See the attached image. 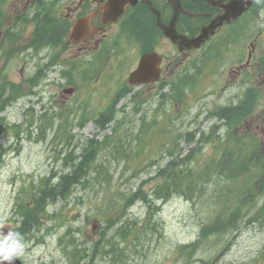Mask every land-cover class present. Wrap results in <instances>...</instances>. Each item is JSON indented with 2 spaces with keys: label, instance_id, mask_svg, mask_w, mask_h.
<instances>
[{
  "label": "rangeland",
  "instance_id": "rangeland-1",
  "mask_svg": "<svg viewBox=\"0 0 264 264\" xmlns=\"http://www.w3.org/2000/svg\"><path fill=\"white\" fill-rule=\"evenodd\" d=\"M26 1L10 0L9 11L23 8ZM166 51L169 53L168 49ZM79 54V49L69 46L61 59L63 62L80 61L83 57ZM43 56V52L31 51L15 56L8 67L10 79L19 82L31 75L46 61ZM200 67L202 70L187 81L191 88L185 89L178 102L160 98L156 90L146 91L142 110L135 113L134 101L130 100L132 92L123 97L117 104L120 108L127 103L118 113L120 121L111 123L106 130L100 129L91 118L97 116L113 96L112 82L117 86L121 83L123 70L113 75L118 80L79 78L77 82L81 86L72 93L65 89L74 85L67 84L58 71L51 70L34 88L35 93L7 107L1 114L9 126L0 132V245L20 256L26 264H73L70 252L94 249L99 237L111 243L119 241L113 251L124 262L106 255L101 246L94 264H264V223L249 221L250 215L242 218L237 229L210 235L204 243L195 245L193 251L182 250V246L197 240L202 225L212 220L210 212L216 211L215 201L221 198L213 189L226 187V179L206 184L202 196L194 201L174 196L167 202H157L156 212L150 218L147 206L141 201L125 207V196L154 176L159 167H165L170 159L167 149L176 147V139L180 138L178 150L186 151L195 146L196 143H188L183 138L184 133L196 128L208 129L212 120L207 117V111L235 102L240 95L235 86L223 88L225 61L215 68L209 64H200ZM198 83L202 84V89H197ZM263 105L264 97L256 107L257 120L250 124L264 146V116H258ZM82 107L84 110L79 112ZM69 109L75 112L69 115L67 127L73 135L67 142L68 138L58 129L65 120L60 113ZM45 114L52 117L51 123L45 124ZM84 114L86 119L80 124ZM15 125H20L19 134ZM238 134L243 136L245 132ZM105 135L110 136L109 142L99 152L94 162L96 172L87 175V184L77 185L68 199L51 202L48 206L51 216L43 219L45 223L40 230L32 231L33 241L21 242L16 234L21 219L15 211L16 202L29 199L43 176L65 171L64 155L68 152L80 155L89 139H103ZM131 136L132 140L128 141L126 137ZM216 154L213 146L208 145L199 160ZM259 175L258 172L255 181L259 180ZM155 181H148L145 187ZM242 187L243 182L236 188ZM243 195L237 192V196ZM258 199L260 201L261 197ZM107 219H114L111 228ZM123 221L137 228L121 240L117 230L119 225H124ZM186 249L188 251L183 252Z\"/></svg>",
  "mask_w": 264,
  "mask_h": 264
},
{
  "label": "trees",
  "instance_id": "trees-1",
  "mask_svg": "<svg viewBox=\"0 0 264 264\" xmlns=\"http://www.w3.org/2000/svg\"><path fill=\"white\" fill-rule=\"evenodd\" d=\"M56 14L51 10L50 3L43 0L41 3L40 15H37V27L35 28L32 37L28 40L25 48L39 50V48L45 44H58V41L63 38L68 30V23ZM43 75V68L37 70L33 76L29 78L28 84L31 87L35 86ZM7 85V82L0 83V112L4 110L7 103L11 102L14 94L20 95L21 93L20 85H10V89ZM7 89L10 90L8 95H6ZM105 113L110 114V116L102 117V126H105L112 117L114 118L116 110L112 105ZM232 113L230 107H222L220 108L218 115L220 117L228 118ZM3 126H7V124L4 122V118L0 117V130H2ZM68 138H70V135H68ZM99 144L100 142L91 140L87 147L83 149L80 156L70 159L71 165L69 171L63 172L60 175H54L55 178L58 179L56 182L52 181V176L42 179L38 186V190L36 191L38 196L36 194L33 196V201L35 200L34 204H22L23 207L21 208V214L24 217L20 228L22 234L28 232L34 226L38 227L41 224V218L43 214H46V205L49 199H54L55 195L65 198L72 192L76 184H82L86 181L88 171L89 169H92V164L97 156ZM198 146L201 147L202 142H200ZM214 147L220 152L218 162L214 158L210 159L209 162L203 166L201 172L190 167L195 151L189 150L187 154H185L184 151H179L177 149H171L168 151L171 158L165 167L158 169L156 174L157 179L154 178L156 181L151 188L152 196L155 201H167L174 195L184 196L193 200L196 197V189L202 190L203 186L209 183L208 177L211 176L210 172L212 166L216 169L215 172H217V174L215 175H218L219 172V175H226L231 178L239 177L240 173H234L232 168L236 167L238 159L242 156L243 150H247L248 144L244 142L242 138L238 137L234 130H230L227 132L224 139H219V141L214 144ZM233 148H235L236 151H233ZM79 157L80 160H77ZM216 166H218V168ZM143 186L140 184L136 191L129 194L127 197L128 202L136 199L149 201V196L146 194V191L142 189ZM213 191L218 193L220 192V189H214ZM236 213L237 211L227 212V209H222L217 214L215 221L209 222L202 227L199 240L207 238L214 233L233 229L238 223L237 218L235 217ZM127 231L128 229L124 227L118 229L122 238L126 236ZM198 241L195 242L196 245H199ZM106 242L108 243V246H110L106 252L117 258L119 261L123 260L121 256L115 254L113 251L114 247L119 246V242L111 243L108 240H106ZM100 246H103V244H100ZM193 247L194 245L192 244L188 248L192 249ZM75 255L77 257L81 254L77 255V253H75Z\"/></svg>",
  "mask_w": 264,
  "mask_h": 264
},
{
  "label": "flooded vegetation",
  "instance_id": "flooded-vegetation-1",
  "mask_svg": "<svg viewBox=\"0 0 264 264\" xmlns=\"http://www.w3.org/2000/svg\"><path fill=\"white\" fill-rule=\"evenodd\" d=\"M107 0H69L67 7L70 13L67 16L74 21L76 18L85 15L89 12L97 10ZM151 2V3H149ZM152 5L160 12L161 21L164 24H169L172 19L175 6L181 10V14L177 19L176 28L179 32L186 35H194L202 26L211 20V15L220 10L219 7L210 3V0H138L133 6H128L126 13L115 23L104 26L97 19V15L91 18L92 31L90 36L83 40L79 46L81 49L97 50L100 47L112 50L109 55L117 54L118 56L125 55V45L127 35H132L133 38L141 43H147L148 48L156 49L157 46H164L167 43L171 44V40L164 34L163 29L157 21V14L152 9ZM187 12H185V11ZM198 13L199 16H191V13ZM244 13L240 19H243L242 24H237L233 30L226 29L217 31L205 44V48L215 44H222L224 52L229 55H246V62L235 64L230 70L233 73L234 81L231 86H237L242 90L251 85L255 79H261L260 86L264 87V50L255 53L254 42L250 38V25L246 23L248 16ZM220 32V33H219ZM219 33V34H218ZM152 50V49H150ZM200 49H185L179 52L180 57L178 62L171 67L172 60L163 54V59L159 64L161 76L160 78H168L173 76L177 70L185 71L187 63L197 59ZM123 53V54H122ZM171 71V72H170ZM159 82L144 84V87L153 89Z\"/></svg>",
  "mask_w": 264,
  "mask_h": 264
},
{
  "label": "water",
  "instance_id": "water-1",
  "mask_svg": "<svg viewBox=\"0 0 264 264\" xmlns=\"http://www.w3.org/2000/svg\"><path fill=\"white\" fill-rule=\"evenodd\" d=\"M252 1L253 0H231L228 4L224 5V17L229 18L230 16H236L237 14L241 13L246 6L250 5ZM126 2L134 3L136 2V0H112V2L108 4L104 12L107 20H116L118 16L123 12ZM210 33L211 31L209 32L202 30L196 37L192 38L191 40H187V43L189 46L198 47L202 41L209 37ZM185 41V39H182L180 42H177L180 43V46H182ZM156 58H158L156 53H149L145 55L141 61L139 68L131 74V81H133V78L136 76L138 77L143 74L145 75V73H147L148 69L152 65V61H154ZM0 264L23 263L18 258L8 253L6 250L0 248Z\"/></svg>",
  "mask_w": 264,
  "mask_h": 264
},
{
  "label": "clouds",
  "instance_id": "clouds-1",
  "mask_svg": "<svg viewBox=\"0 0 264 264\" xmlns=\"http://www.w3.org/2000/svg\"><path fill=\"white\" fill-rule=\"evenodd\" d=\"M10 251V250H9ZM7 258V257H6Z\"/></svg>",
  "mask_w": 264,
  "mask_h": 264
}]
</instances>
